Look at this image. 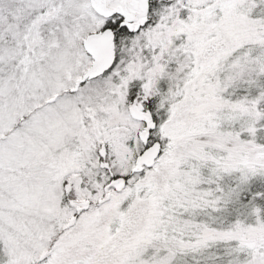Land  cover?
<instances>
[{
	"label": "snow or ice",
	"instance_id": "snow-or-ice-1",
	"mask_svg": "<svg viewBox=\"0 0 264 264\" xmlns=\"http://www.w3.org/2000/svg\"><path fill=\"white\" fill-rule=\"evenodd\" d=\"M0 264H264V0H0Z\"/></svg>",
	"mask_w": 264,
	"mask_h": 264
}]
</instances>
